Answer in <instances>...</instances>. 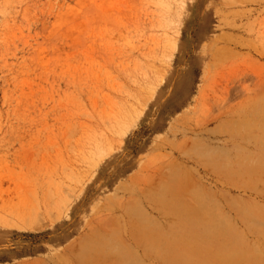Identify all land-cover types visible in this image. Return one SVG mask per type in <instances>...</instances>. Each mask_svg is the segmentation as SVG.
Segmentation results:
<instances>
[{
    "label": "rangeland",
    "instance_id": "rangeland-1",
    "mask_svg": "<svg viewBox=\"0 0 264 264\" xmlns=\"http://www.w3.org/2000/svg\"><path fill=\"white\" fill-rule=\"evenodd\" d=\"M0 264H264V0H0Z\"/></svg>",
    "mask_w": 264,
    "mask_h": 264
}]
</instances>
